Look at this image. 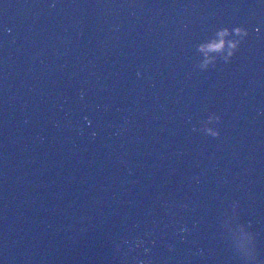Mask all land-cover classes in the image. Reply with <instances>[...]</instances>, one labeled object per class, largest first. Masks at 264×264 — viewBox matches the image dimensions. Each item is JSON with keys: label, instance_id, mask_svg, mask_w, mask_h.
<instances>
[{"label": "water", "instance_id": "95a60500", "mask_svg": "<svg viewBox=\"0 0 264 264\" xmlns=\"http://www.w3.org/2000/svg\"><path fill=\"white\" fill-rule=\"evenodd\" d=\"M0 264H264V2L0 0Z\"/></svg>", "mask_w": 264, "mask_h": 264}, {"label": "clouds", "instance_id": "9594fccd", "mask_svg": "<svg viewBox=\"0 0 264 264\" xmlns=\"http://www.w3.org/2000/svg\"><path fill=\"white\" fill-rule=\"evenodd\" d=\"M234 31H235V33H236L238 36H241V37L247 36V34H248V33H247V30L242 29V28H240V27H236V28L234 29ZM226 34H228V29H224L223 31H221V32L219 33V35H220L221 37L225 36ZM239 43H240L239 40H236V41H230V42H229V47H228V50H227V51H228V56H225V57H224L225 60H227L228 57H230V56H232V55L234 54L235 50H236V49L238 48V46H239ZM222 44H223V41H221L220 44H214L212 47L215 48V49H217V50H220V49L222 48ZM217 119H218V118H217ZM209 131L212 132L211 129H209ZM212 134H213V135H218L217 132H212Z\"/></svg>", "mask_w": 264, "mask_h": 264}, {"label": "snow or ice", "instance_id": "6c2138e0", "mask_svg": "<svg viewBox=\"0 0 264 264\" xmlns=\"http://www.w3.org/2000/svg\"><path fill=\"white\" fill-rule=\"evenodd\" d=\"M262 2H264V0H262Z\"/></svg>", "mask_w": 264, "mask_h": 264}]
</instances>
